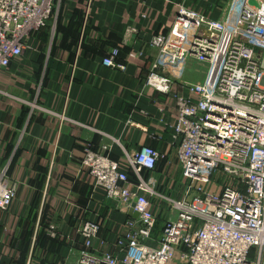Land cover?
I'll use <instances>...</instances> for the list:
<instances>
[{
	"label": "built area",
	"instance_id": "built-area-1",
	"mask_svg": "<svg viewBox=\"0 0 264 264\" xmlns=\"http://www.w3.org/2000/svg\"><path fill=\"white\" fill-rule=\"evenodd\" d=\"M254 1L232 0L220 18L178 4L169 32L152 38L159 51L145 84L156 91L168 93L174 83H184L191 63L209 67L205 81L185 82L189 94L175 96L171 128L181 192L156 188L162 158L157 149L124 150V170L105 152L111 143L121 146L118 139L106 136L111 143L99 151L87 145L81 163L94 183L123 212L135 199L139 217L125 221L112 252L99 249V223L83 224L74 264H264V0ZM55 10L56 0H0V72L23 54L28 38ZM135 31L128 28L126 36ZM118 55L110 49L102 64L125 70ZM16 193V183L1 169L0 210L10 207ZM44 232L55 238L57 227L48 224Z\"/></svg>",
	"mask_w": 264,
	"mask_h": 264
},
{
	"label": "crops",
	"instance_id": "crops-1",
	"mask_svg": "<svg viewBox=\"0 0 264 264\" xmlns=\"http://www.w3.org/2000/svg\"><path fill=\"white\" fill-rule=\"evenodd\" d=\"M57 2L56 23L31 35L0 72V170L17 185L10 207L0 210V264H74L78 230L88 221L100 224L99 249L114 250L132 217L82 165L87 145L99 151L108 137L118 139L121 146L105 152L124 170V150L151 146L162 154L156 188L175 196L182 189L171 125L175 96L188 89L177 82L160 93L145 83L159 51L151 40L169 32L184 0ZM207 4L219 13L216 0ZM128 28L136 31L126 36ZM112 48L125 70L102 64ZM192 65L185 77L195 73ZM48 224L57 227L55 238L45 234Z\"/></svg>",
	"mask_w": 264,
	"mask_h": 264
},
{
	"label": "rangeland",
	"instance_id": "rangeland-1",
	"mask_svg": "<svg viewBox=\"0 0 264 264\" xmlns=\"http://www.w3.org/2000/svg\"><path fill=\"white\" fill-rule=\"evenodd\" d=\"M200 3L204 4L206 7L200 6L198 5V0H184V2L180 3V5H183L186 8H190L193 9L195 11H197L198 13H201L203 15H210L212 17L215 18H220V16L224 13L225 8L227 7V5L232 1V0H216V7H218V9L214 8L215 10H219V13H216L213 11L211 13H209V3L212 0H205L206 2L199 0ZM60 3H56V10L54 12V15L52 17V19L50 20V25H54V23H56L57 19L59 18V12H60ZM33 35V34H32ZM192 69L195 71V73H190L188 76L185 77L184 83H180L182 85L185 84V82H203L205 81L207 74H208V70L209 67L207 65H199L196 63H192ZM263 64H264V59H263ZM131 180L135 179V176L130 175ZM177 195V194H176ZM138 228V226H136ZM106 251V250H105ZM110 252V251H109ZM70 264V263H68Z\"/></svg>",
	"mask_w": 264,
	"mask_h": 264
},
{
	"label": "bare ground",
	"instance_id": "bare-ground-1",
	"mask_svg": "<svg viewBox=\"0 0 264 264\" xmlns=\"http://www.w3.org/2000/svg\"><path fill=\"white\" fill-rule=\"evenodd\" d=\"M223 50V49H222ZM222 50L219 51L216 60L214 61V63L211 66V69L209 71V83H212L214 80V77L217 74V70H218V64L220 61V58L222 56Z\"/></svg>",
	"mask_w": 264,
	"mask_h": 264
},
{
	"label": "water",
	"instance_id": "water-1",
	"mask_svg": "<svg viewBox=\"0 0 264 264\" xmlns=\"http://www.w3.org/2000/svg\"><path fill=\"white\" fill-rule=\"evenodd\" d=\"M249 3H255L254 0H248ZM134 201L135 199L133 200V202L131 203V206L130 208L128 209L127 211V214L132 217L133 219H137L139 217V214L138 212H136L135 210H133V206H134Z\"/></svg>",
	"mask_w": 264,
	"mask_h": 264
},
{
	"label": "trees",
	"instance_id": "trees-1",
	"mask_svg": "<svg viewBox=\"0 0 264 264\" xmlns=\"http://www.w3.org/2000/svg\"><path fill=\"white\" fill-rule=\"evenodd\" d=\"M49 24H50V21H48L47 24H46V26H44V27L49 26ZM42 29H43V28H42ZM117 60H118V58H117ZM161 223H162V220H161L160 218H158V219H157L156 227H155V229H154V236H155V237H157L158 234H159L160 231H161Z\"/></svg>",
	"mask_w": 264,
	"mask_h": 264
}]
</instances>
